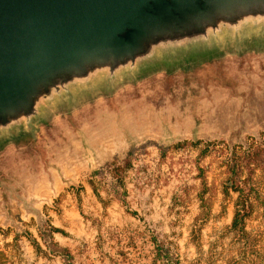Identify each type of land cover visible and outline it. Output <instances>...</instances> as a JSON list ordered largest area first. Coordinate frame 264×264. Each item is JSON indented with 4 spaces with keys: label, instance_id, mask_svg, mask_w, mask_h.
<instances>
[{
    "label": "rangeland",
    "instance_id": "rangeland-1",
    "mask_svg": "<svg viewBox=\"0 0 264 264\" xmlns=\"http://www.w3.org/2000/svg\"><path fill=\"white\" fill-rule=\"evenodd\" d=\"M258 144L247 230L264 264L263 25L76 85L0 133V264H236L228 162ZM132 147L123 202L105 165Z\"/></svg>",
    "mask_w": 264,
    "mask_h": 264
},
{
    "label": "water",
    "instance_id": "water-1",
    "mask_svg": "<svg viewBox=\"0 0 264 264\" xmlns=\"http://www.w3.org/2000/svg\"><path fill=\"white\" fill-rule=\"evenodd\" d=\"M258 25L264 0H0V133L99 75Z\"/></svg>",
    "mask_w": 264,
    "mask_h": 264
},
{
    "label": "trees",
    "instance_id": "trees-1",
    "mask_svg": "<svg viewBox=\"0 0 264 264\" xmlns=\"http://www.w3.org/2000/svg\"><path fill=\"white\" fill-rule=\"evenodd\" d=\"M262 146V144H258L247 151H242L239 154L234 153L228 162L232 188L238 194L231 225L241 244V248L239 249L241 255L240 259L236 260V264H241V262L245 261H251L252 264H255L256 261L254 253H257V236L247 230V220L255 212L256 204L258 203V200L255 198L257 190L253 183V174L263 162ZM135 151V147H132L122 160L114 157L112 161L105 165L108 173L115 180V186L113 187L114 195L123 202L125 201L124 196H126V192L125 190H121V188L123 189V180L126 172L132 167ZM51 244L53 252L63 251L52 240ZM161 255H163L168 264H180L179 259L169 256V250H166Z\"/></svg>",
    "mask_w": 264,
    "mask_h": 264
}]
</instances>
